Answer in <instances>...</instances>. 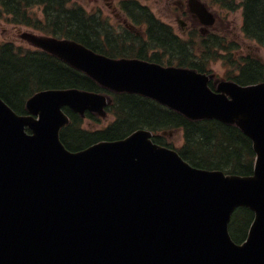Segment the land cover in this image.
I'll use <instances>...</instances> for the list:
<instances>
[{"label": "water", "instance_id": "obj_1", "mask_svg": "<svg viewBox=\"0 0 264 264\" xmlns=\"http://www.w3.org/2000/svg\"><path fill=\"white\" fill-rule=\"evenodd\" d=\"M189 8L213 24L201 2L189 0ZM23 37L109 91L151 99L191 121L236 125L257 158L252 176L196 169L145 129L71 153L59 138L69 123L62 110L103 116L108 96L47 89L27 100L26 115L0 99V264H264V84L211 90L193 69ZM238 207L255 213L241 245L227 231Z\"/></svg>", "mask_w": 264, "mask_h": 264}, {"label": "trees", "instance_id": "obj_2", "mask_svg": "<svg viewBox=\"0 0 264 264\" xmlns=\"http://www.w3.org/2000/svg\"><path fill=\"white\" fill-rule=\"evenodd\" d=\"M227 11L242 9V31L247 38L264 46V0H205ZM70 0H0L2 11L10 15L14 24L25 25L45 34L79 42L87 48L111 57L128 56L126 52H105L96 40L95 22L76 6L69 7ZM136 4V3H132ZM39 7L42 18L37 19L29 10ZM147 30L149 46L169 49L170 55L179 66L190 67L199 72L207 68L209 53L215 52L218 39L204 44V54L192 60L188 45L172 38L167 26L149 18ZM173 57V56H172ZM144 57H140L143 59ZM150 61L159 63L157 57ZM245 85L264 82V65L247 60L234 78ZM50 88H77L88 91L102 89L84 74L75 71L52 56L42 52L22 50L12 42H0V98L15 112L25 114V102L33 93ZM69 124L60 132L61 142L70 151H78L100 141H113L126 137L132 131L145 128L153 133L181 131L184 145L179 154L192 166L204 169H221L227 173L248 175L252 172L254 154L250 141L234 126H226L217 121H190L182 115L155 102L130 94L112 95V103L107 112L114 120L106 127L91 131L83 127V120L65 110ZM86 118L96 120L95 115ZM99 121V120H98ZM97 121V122H98ZM162 137L154 141L170 146ZM253 214L247 209H238L232 217L229 231L234 241L242 242L252 221Z\"/></svg>", "mask_w": 264, "mask_h": 264}, {"label": "rangeland", "instance_id": "obj_3", "mask_svg": "<svg viewBox=\"0 0 264 264\" xmlns=\"http://www.w3.org/2000/svg\"><path fill=\"white\" fill-rule=\"evenodd\" d=\"M73 1L83 6L88 12H90V10L93 7L96 8L101 7L103 10L102 12L103 17L104 18L106 17L107 21L110 24H112L114 28L117 26V21L115 20V18H113V13L104 6L101 0H100L101 3L95 0H73ZM120 1H124V0L113 1V5L119 10H120V6H119ZM178 1H183L184 3H186L187 0H140V3L148 7L150 12L157 19H159L163 23L171 25L176 32H180L178 31L180 27L175 17V10H176L175 4ZM209 8L217 17L214 27L210 29L211 33L226 38L227 42L232 41L235 44L238 43L237 45H239V47L236 50L231 52V56L234 59H240L241 57L247 58L248 55H251L255 58H258V60H260V62L264 64V48L259 46L255 42L246 39L241 32V26H242L241 10H237L233 13H226L223 11H219L218 9L212 6H209ZM32 12L35 15V17L37 18L41 17L39 8H35ZM23 32H31L34 34H38L26 27L10 26L4 21V19H0V41L2 40L12 41L16 45L21 46L22 50L32 49V47H30L26 42L20 39L19 34ZM187 33L188 36H186ZM182 35L187 41L192 40L194 44L199 47H200V43L199 41L196 40V38L200 40L203 39L205 36L204 34L199 32L197 27L194 30H188V31L186 30L185 33H182ZM207 69L210 70L218 79L226 78L236 73L233 67L228 64L227 59H221L211 62L208 65ZM112 119L113 118L110 115H107L106 118L100 120V124H98V126L90 125L88 123L89 121H85V124L88 128H99L106 126L109 122L112 121ZM167 139L171 144L174 145L175 148H179L182 146V138L180 133L178 134L174 133L171 138L167 137Z\"/></svg>", "mask_w": 264, "mask_h": 264}, {"label": "flooded vegetation", "instance_id": "obj_4", "mask_svg": "<svg viewBox=\"0 0 264 264\" xmlns=\"http://www.w3.org/2000/svg\"><path fill=\"white\" fill-rule=\"evenodd\" d=\"M95 1L100 2V0ZM113 1L114 0H101L104 6L113 13V18H115V20L117 21V26L115 28L112 26V24L106 22V25L109 27V31L105 30L104 22L101 21V19L104 18L102 8L93 7L90 10L92 14H95V17L97 19V21L95 22V27H97L96 40L101 45H105L109 36L112 35L115 37L113 39V47L111 48L114 51L132 50L136 52V57H150V53L153 54L155 53V51L148 52L147 47L144 44L147 29L146 23H141L140 29L137 27V25H133L130 21H128V18L133 17L132 10L130 9L131 7L129 8L127 5L120 4L119 10L113 5ZM179 4L180 5L175 10V17L178 21V24H181L180 30L182 31V33H185L186 30L188 31L199 26L198 20L188 12L187 7L182 3ZM135 9H139L142 12L146 8L139 4H136ZM128 24L130 25L129 28H127ZM172 31L175 36H177L173 27ZM199 32L205 34L209 33V31L202 29V27L199 28ZM134 41L136 42V44L134 43ZM211 85L213 87L214 82Z\"/></svg>", "mask_w": 264, "mask_h": 264}, {"label": "bare ground", "instance_id": "obj_5", "mask_svg": "<svg viewBox=\"0 0 264 264\" xmlns=\"http://www.w3.org/2000/svg\"><path fill=\"white\" fill-rule=\"evenodd\" d=\"M181 157V156H180ZM182 158V157H181Z\"/></svg>", "mask_w": 264, "mask_h": 264}]
</instances>
